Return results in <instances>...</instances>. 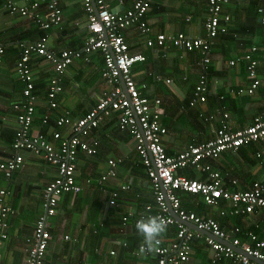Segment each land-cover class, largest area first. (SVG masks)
<instances>
[{
    "label": "crops",
    "instance_id": "crops-1",
    "mask_svg": "<svg viewBox=\"0 0 264 264\" xmlns=\"http://www.w3.org/2000/svg\"><path fill=\"white\" fill-rule=\"evenodd\" d=\"M10 1L22 3V0H0V38L6 48L4 63L0 68V156L3 157L14 155L12 144L18 128L14 105L23 101L24 86L16 73L18 59L23 53V45L39 40L43 34L32 20L10 15L6 9V4ZM57 1L63 11V22L48 33L49 49L58 53L65 49L82 48L88 35L83 1ZM107 1L114 11L124 12L136 0ZM255 2L264 6V0H233L227 6L226 11L231 14V21L227 25L228 32L220 34L216 39L211 52L212 62L207 70L212 93L209 101L196 109H190L188 102L202 72L201 66L198 65L199 54L149 48L146 43L147 36L135 29L125 32V39L131 51L143 53L147 57L144 64L134 67L133 74L141 81L147 79V72L153 74L149 76V80L147 79L150 84L147 94L160 98L163 102L164 113L161 122L168 130L163 141L169 154L181 152L189 144L207 142L214 138L213 131L220 125L221 118L218 114L221 108L230 115L233 130L248 127L257 116L264 117V84L252 96H235L232 93L233 90L246 89L250 84L248 63L243 58L251 48L258 49L255 56L260 59L262 65L264 63V25L261 22L262 17L256 15L251 8V4ZM207 6V0H155L147 15V21L153 35L184 32L203 36ZM101 59L99 54L93 58L92 64L76 62L67 70L63 75L65 90L59 97V109L51 115L50 125H42L47 108V88L55 72L52 64L39 56L33 57L31 63L40 96L34 129L51 131L55 129L52 117L55 119L67 109L79 117L96 104L102 89L106 86L101 78L103 67ZM233 61H236V64L231 66ZM262 69L261 66L260 70ZM155 75L170 77L173 83L168 85L157 82L154 80ZM222 96L224 99L220 100ZM111 119L104 124L116 121V118ZM95 134L100 137L101 156L90 157L81 154L77 180L83 187V192L76 195L77 197L73 195L62 197L57 214L49 219L52 240L45 264H55L56 259L57 264H157L158 258L155 253L140 252L143 238L135 227L131 228L130 237L135 236L140 239V243L135 246L136 249L131 255L122 258L124 248L121 242L124 238L120 230L115 228L117 219L125 210L133 212L136 210L138 200L151 199V202H154L149 180L139 174L144 167L135 150L134 141L128 132H121L118 129L105 131L100 127ZM251 156L247 149L243 150L239 157L225 153L219 160L211 162V165L217 171L234 166L237 170L235 177L239 179L241 184L239 186L243 189V186L250 184L254 179L264 180V173L253 171L254 165L249 158ZM24 157V165L12 178H0V190L9 192L7 204L15 210L14 216L10 218L9 239L2 250L0 264H27V250L30 247L28 239H32L36 222L45 214L44 190L57 174L56 168L43 160L28 153H25ZM109 158L122 160V163L119 164L118 177L105 186L106 193L98 188L97 181L105 170ZM180 174L207 181L204 173L193 168L182 170ZM86 178H92L94 185L87 184ZM126 184L130 185L131 189L121 193L118 208H110L106 203L110 197L108 193ZM144 188H148V191ZM230 189L237 190V187ZM31 200H37L36 212L27 210ZM80 201L88 204L89 209L77 208ZM183 205L197 214L218 220L227 231L238 226L243 231L259 232L262 237L264 235V224H256L257 217L254 215L227 220L217 212V209L205 206L200 197L184 196ZM260 227L262 230L256 229ZM175 229L168 226L166 234L162 237L165 244L175 239ZM66 236H69L70 240H66ZM241 239L243 242L247 241L245 236H241ZM191 247V261L188 264H211L213 252L204 240L193 241ZM221 264L234 263L224 259Z\"/></svg>",
    "mask_w": 264,
    "mask_h": 264
},
{
    "label": "built area",
    "instance_id": "built-area-1",
    "mask_svg": "<svg viewBox=\"0 0 264 264\" xmlns=\"http://www.w3.org/2000/svg\"><path fill=\"white\" fill-rule=\"evenodd\" d=\"M87 15L88 35L84 46L79 49H65L58 53L48 47V37L23 45V53L18 59L17 76L23 83V101L14 105L18 125L14 136L11 157L0 156V178H12L13 174L25 163L24 154L28 153L56 168V178L44 190L45 214L35 224L34 235L28 239L27 264H45L49 250L51 225L49 219L57 214L59 201L66 195H79L83 187L78 183L77 170L81 154L96 156L101 147L100 139L93 135L100 126L111 118L118 119L119 130L132 135L135 150L148 174L153 191L154 207L160 212L156 216L163 217L168 226L176 228V237L170 242L161 243L157 264H188L192 255V243L204 240L212 250L211 264H221L224 259L234 264H264V239L253 231H246V242L241 236L243 229L234 227L225 230L221 223L211 217L197 214L183 205L184 196L200 197L204 205L217 209L222 217L243 218L264 210V183L256 181L248 190L232 191L225 188V179L229 173L214 170L211 162L219 160L223 154H237L244 148L254 144L259 146L255 153L256 160L264 162V117L257 116L251 124L239 130L230 125V115L221 108L220 125L214 132V138L207 142L189 144L186 149L176 154H169L164 137L168 130L161 122L163 102L160 98L147 94L150 84L138 80L133 74L134 67L144 64L147 57L143 53L132 52L125 39V32L137 30L147 36V46L157 50H179L180 52L199 54L198 65L202 72L197 79L188 107L196 109L205 105L211 96L208 66L212 62L211 52L220 34L228 32L231 21L230 12L226 11L233 0H207V14L204 19L203 36H194L184 32L159 33L153 30L147 21V15L155 0H136L124 12H116L107 0H82ZM245 1V0H239ZM22 3L10 1L6 9L12 16H20L32 20L43 31H50L63 22V11L57 0H22ZM261 22L264 25V9L260 8ZM111 48V50H110ZM5 45L0 38V68L3 66ZM257 48L253 47L244 56L248 65L250 84L246 89L233 90L235 96L254 95L264 78L258 73L259 62L255 57ZM101 55L102 80L104 88L96 104L82 116H75L72 110H65L53 119L51 131L34 129V122L39 107V94L36 78L32 68L33 55L44 58L52 64L55 75L50 80L46 93L47 108L42 125H50L51 115L59 109V97L64 93L63 75L76 62L93 63L95 56ZM236 61L231 62L234 66ZM147 76H153L150 72ZM121 78L126 92L122 87ZM154 80L173 83L170 77L155 75ZM220 97V96H219ZM222 96L220 100H223ZM214 118V116L212 117ZM122 160L109 158L106 168L98 178V188L107 193L105 186L118 177L119 164ZM193 168L207 176V181H200L180 174V171ZM91 184V180L86 181ZM233 185L239 182L233 180ZM130 185H122L110 191L107 205L112 208L118 205L120 191H128ZM7 190H0V260L2 250L9 239V219L15 210L7 204ZM223 203V205L221 204ZM152 204L145 206L146 212H152ZM146 213L137 218L130 212L122 218L120 233L124 238L123 246L128 245L129 220L136 223L147 218ZM151 216V215H150ZM190 222L198 230L207 231L212 237L193 230ZM136 226V225H134ZM66 240H70L66 236ZM229 242V244H228ZM141 247V246H140ZM235 248H239L237 251ZM140 250V249H139ZM114 254V253H112Z\"/></svg>",
    "mask_w": 264,
    "mask_h": 264
},
{
    "label": "trees",
    "instance_id": "trees-1",
    "mask_svg": "<svg viewBox=\"0 0 264 264\" xmlns=\"http://www.w3.org/2000/svg\"><path fill=\"white\" fill-rule=\"evenodd\" d=\"M260 1V0H259ZM252 6H251V8H253V10H254V12L256 13V15H258V16H260V17H262L263 15L262 14H260L259 13V9L261 8V7H264V6H261V4H257L256 2L255 3H253V4H251ZM250 8V9H251ZM25 19V18H24ZM32 23L41 31V32H43V34L41 35V37H40V39L39 40H41V38L42 37H45V36H47L48 37V40H49V32L51 31H43V30H41L40 28H39V26L37 25V24H35L33 21H32ZM38 41V40H37ZM83 46H84V44H83ZM82 46V47H83ZM193 54V53H192ZM147 55H149L148 53H147ZM33 57H35V55H33ZM198 57H199V59H200V56L198 55ZM256 57V56H255ZM44 59V58H43ZM256 59H257V61L259 62V65H258V73H259V75L261 74V75H263V77H264V63H263V65L261 64V61H260V59L259 58H257L256 57ZM82 63H84V64H86V65H90V64H88V63H85V62H82ZM261 64V65H260ZM261 66L263 67V69H262V71L260 70V68H261ZM247 69H248V67H247ZM101 76H102V73H101ZM147 79L149 80L150 78L147 76ZM210 81V80H209ZM22 83V82H21ZM23 84V83H22ZM264 84V80H263V83L261 84V86ZM196 86V85H195ZM261 87H259V89H260ZM194 89H195V87H194ZM194 89H193V91H192V94H191V98L193 97V92H194ZM258 89V90H259ZM257 90V91H258ZM190 98V99H191ZM190 101V100H189ZM188 104H189V102H188ZM46 113V112H45ZM73 114H74V112H73ZM110 120H112V119H110ZM106 122V121H105ZM104 122V123H105ZM103 123V124H104ZM102 124V125H103ZM102 125L100 126L101 128H103V129H105V131H110L111 129H118L119 130V127H120V124H119V122H118V119H116V121H114V123L113 122H108L107 124H104L103 125V127H102ZM100 129V128H99ZM122 132V131H121ZM96 133V132H95ZM95 133H93V135H95V136H97ZM130 136H131V138H132V140L133 141H135L134 140V138L132 137V135L130 134ZM98 137V136H97ZM105 137V136H104ZM100 138V137H99ZM134 144H135V142H134ZM258 148H259V146L257 145V144H254V145H251V146H248V147H244V148H242L240 151H239V153H237L236 155H238V157L241 155V153H242V151L243 150H245V149H247V150H249L250 151V153H251V157L256 161V162H258V163H260L263 167H264V162L263 163H261V162H259L258 160H256V157H255V153L257 152V151H259L258 150ZM101 156V154H97L96 156H94V157H100ZM81 158H82V155L80 156ZM239 160H240V158H238ZM242 160H244V159H242ZM242 163V162H241ZM142 168V167H141ZM224 169V168H223ZM226 169V168H225ZM223 170V171H221V172H223V173H229V177L228 178H226L225 179V181H224V183H225V188H234L235 187V185H233L232 184V182H233V180H237L238 182H239V179L238 178H236L235 176H236V173H237V170L235 169V167L233 166V168H229L228 167V169H226V170ZM140 175H141V177L142 178H146L147 180H148V174L146 173V171H145V169L143 168V171L142 172H140L139 173ZM97 175H98V172H97ZM88 179H90L91 180V183H92V185H94V181H93V179L92 178H88ZM87 178H86V181L88 180ZM97 181V180H96ZM256 181H262L263 183H264V180H260V179H254L250 184H247L245 187L243 186V189L241 188V186H239V185H241L240 184V182H239V185L238 186H236L237 187V190H248L251 186H252V184H254V182H256ZM92 185H90V187L92 186ZM93 187V186H92ZM144 190H147L148 191V188H144ZM230 190H232V191H236V190H234V189H230ZM123 191H120V197H122V195H121V193H122ZM78 196V195H77ZM76 196V197H77ZM153 197V196H152ZM189 197H192V196H189ZM120 199V198H119ZM119 199H118V201H119ZM154 199V198H153ZM153 201V200H152ZM81 202V201H80ZM84 202V201H83ZM140 202V203H139ZM148 202H150V203H148ZM145 204V205H142V204ZM147 204H152L153 205V207H154V202L152 203L151 202V199H143V200H138V207L136 208V210L133 212V211H131V210H125L124 212H123V214L117 219V222L115 223L116 225H115V228H118L117 230H121V228H122V218H123V216L124 215H126V214H128V213H130V212H133V217L132 218H137V217H139L141 214H143V213H146L147 215H151V216H156L160 211L158 210V209H156L155 210V207H154V209H153V211L152 212H149V214L146 212V210H145V206H147ZM222 205H223V203H221ZM196 205V204H195ZM206 206V205H205ZM116 208H118V205L117 206H114V207H112V209H116ZM188 210H190L189 208H187ZM262 210L263 209H261V210H258V213L257 214H255L254 216L255 217H257V220H256V224H261V223H263L264 224V212H262ZM261 212H262V214H261ZM225 219H227V220H229L231 217H224ZM138 219V218H137ZM128 224H129V235H132L131 234V228L132 227H135L136 228V226H134V225H136V220H134V219H131V220H129V222H128ZM256 229H259V230H262V228L260 227V228H256ZM136 231H137V229H136ZM246 231H248V230H246ZM246 231H244L243 232V234H242V236H245V238H246V235H245V233H246ZM175 232H176V229H175ZM254 232V231H253ZM256 234H258V236L261 238V239H264V235H263V237H262V235L259 233V232H255ZM129 238H131V240H127V242H128V245L127 246H123V251L124 252H122V258H126L127 256L126 255H131V253H133L134 251H135V246L136 245H139V243H140V239H138V238H136L135 236H133V237H130L129 236ZM136 239H138V240H136ZM125 240L123 239L122 240V242H124ZM122 242H121V244H122ZM142 242V241H141ZM122 247V246H121ZM191 261V260H190ZM227 261H229V260H227ZM190 263V262H189ZM55 264H57V259L55 260ZM130 264H133V263H130ZM135 264V263H134Z\"/></svg>",
    "mask_w": 264,
    "mask_h": 264
},
{
    "label": "clouds",
    "instance_id": "clouds-1",
    "mask_svg": "<svg viewBox=\"0 0 264 264\" xmlns=\"http://www.w3.org/2000/svg\"><path fill=\"white\" fill-rule=\"evenodd\" d=\"M97 185H98V181H97ZM9 224H10V219H9ZM136 229L137 232L143 238V243L140 247V252L143 254L154 253L158 251V246L161 243V238L167 232L168 223L163 217L148 216L147 218H142L137 221Z\"/></svg>",
    "mask_w": 264,
    "mask_h": 264
},
{
    "label": "rangeland",
    "instance_id": "rangeland-1",
    "mask_svg": "<svg viewBox=\"0 0 264 264\" xmlns=\"http://www.w3.org/2000/svg\"><path fill=\"white\" fill-rule=\"evenodd\" d=\"M4 63V62H3ZM2 68V67H1ZM250 158V162H251V164H253L254 166V168H253V171H256V170H258V173H261V174H263L264 173V167L260 164V163H258V162H256V161H254V159L252 158V157H249ZM80 204H82V205H80ZM100 205V204H99ZM97 206H98V204H97ZM77 208H82L83 210L85 209V210H88L89 209V205L88 204H85L84 202H80L79 204H77V206H76ZM29 209V211H34V212H36L38 209H37V200H31L30 201V204H29V208H27V210Z\"/></svg>",
    "mask_w": 264,
    "mask_h": 264
},
{
    "label": "water",
    "instance_id": "water-1",
    "mask_svg": "<svg viewBox=\"0 0 264 264\" xmlns=\"http://www.w3.org/2000/svg\"><path fill=\"white\" fill-rule=\"evenodd\" d=\"M110 50H111V48H110ZM111 51H112V50H111ZM121 84H122L123 89H124L125 92H126V87H125V84H124L122 78H121ZM187 225H193V224H191L190 222H188ZM193 229L196 230V231H198V232H201L202 234H204V235H206V236H208V237H212V234L209 233V232H207V231L198 230L196 227H193ZM228 244H229V243H228ZM235 249H236L237 251H239V248H235Z\"/></svg>",
    "mask_w": 264,
    "mask_h": 264
}]
</instances>
